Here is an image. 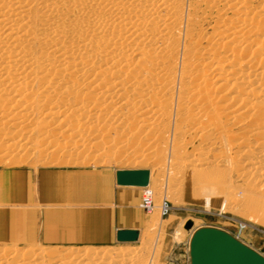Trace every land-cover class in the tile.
Wrapping results in <instances>:
<instances>
[{"label":"bare ground","instance_id":"6f19581e","mask_svg":"<svg viewBox=\"0 0 264 264\" xmlns=\"http://www.w3.org/2000/svg\"><path fill=\"white\" fill-rule=\"evenodd\" d=\"M203 7L221 17L220 26L208 42L211 46L222 43V48H233L235 52L254 44L258 47L253 38L255 34L248 30L250 24L246 18L250 12L247 13L246 4L240 0H191L190 3L187 0H0V126L34 133V98L30 100L29 96L33 92L30 81L37 79L41 86L36 93L41 101L38 126L45 136L41 137L43 140H50L59 131L62 135L68 134L64 138L71 143L70 139L74 140L71 137H83L85 131H91L88 137L75 141V153L70 151L73 153L70 158L76 156L78 148H85L86 142L88 145L94 142L101 129L107 128L108 135L117 136L115 140L119 144L123 140V132L119 130L130 127L132 143L142 137L146 140L144 147L150 152L144 157L156 160L154 150L161 147L172 162L168 170L176 178L192 177L190 187L200 189L204 196L214 191L221 193L223 198H229L233 206L230 209L235 211L245 206L243 209L247 212L254 211L256 218L264 220L263 199L256 198L264 197V66L240 62L230 56L220 59L214 56L215 51L204 53L200 57L202 63L197 59L179 62L182 41L188 37L183 27L195 26L187 10L197 12V8ZM244 39L249 41L242 42ZM35 45L40 50L38 63L32 57ZM207 67L208 70L203 69ZM225 87L226 91H237L235 95L244 92L242 96L254 100L239 98L234 106L236 96L232 94L221 103L229 94L216 96L213 90ZM245 114L253 118V130L257 132L238 141L230 133L228 123H237L238 117ZM211 138L214 147H221L215 163L210 162L209 153L200 151ZM252 138L254 143L241 149V154L246 156L244 162L240 165L234 162L233 149ZM21 141L24 140L21 138ZM21 141L0 146L3 152H8H2L4 155L0 152V159L29 146ZM45 144L49 145L48 141ZM61 145L56 143L57 148ZM123 146L119 153L126 152ZM189 147L200 152L194 155L190 152V155ZM69 148L67 151L72 150ZM56 150L55 147V155L59 152ZM164 152H160L162 157L158 154L160 158ZM40 153L48 155L43 150ZM221 166H228L237 181L231 175L217 174ZM159 171L165 170L160 167ZM151 182L150 176L147 188ZM232 186L237 187L236 193L250 191L252 196L243 193L241 199L230 190ZM98 252L69 250L62 254L48 250L42 251V255L48 258L47 264H129L132 260V252L128 250L117 251L118 254ZM43 262L34 250L0 251V264Z\"/></svg>","mask_w":264,"mask_h":264},{"label":"rangeland","instance_id":"374dc122","mask_svg":"<svg viewBox=\"0 0 264 264\" xmlns=\"http://www.w3.org/2000/svg\"><path fill=\"white\" fill-rule=\"evenodd\" d=\"M190 2L191 0H187V3ZM240 2L245 3L247 13L250 12L247 16L251 19L249 20L248 17L246 18L248 25L250 24L248 30L250 33L255 34L253 38L254 40L256 39L255 42H258L256 43L258 44V47H255L257 45L254 44V47L247 46L243 48L244 50L240 49L235 52L233 48H222V43H215V45L211 46L208 42L211 37H214V32H216L217 27L220 26L221 17H217L215 13L212 15L206 11L204 7L203 9L197 8V12L187 10V15L194 21L195 26L191 27L190 25L185 24L183 27L184 32L188 34V37L184 38L182 41V51L179 56V62L186 59H197L198 63H202L200 57L204 53H213L215 51L216 54H214V56H217V58L220 59L230 56L231 58L238 59L240 62L251 61L254 65L261 63L264 66V0H244L243 2L240 0ZM249 6L251 10L249 9ZM206 13L209 14L205 15ZM35 18L37 19V17ZM35 18L34 20L36 22L37 20ZM36 25L37 23L35 24V31L38 29V25ZM257 26H259V30L257 29ZM247 41H249V39L242 40V42ZM260 47L261 49L257 50ZM38 48V45H35L33 47L34 53H32V57L33 59L36 58V62L37 60L40 61V50H38ZM203 69L208 70V67ZM37 72L38 71L35 70L36 74ZM30 84L31 91L33 92H31V96L29 97H31L30 100L34 98L32 100L34 109L33 123L36 128L33 131L34 133L31 135L27 133L28 131L26 132V130H24V132H26L25 134L22 130H20V132L15 128L8 129L0 126V131H2L1 128L6 129L5 131L3 130L0 132V146L5 145L7 142H14L16 140L21 141V138L24 141L25 139H29L28 142L25 141L27 142L25 145L29 144V146H25L28 150L23 147L16 150L19 151V154L16 153V151L14 153L13 151L11 154L14 155H8L3 157V159H0V251L34 250L44 261L43 264H47L48 258H46L45 255H42V251L46 252L51 250L59 251V253H68L69 250H72V252H76L77 250L78 252L89 249H94L96 252L99 251L98 253L101 252L100 254H103L104 252H114L113 254H118V252H122L123 250L131 251L132 253L130 257L132 260H130L129 264H191L190 242L194 231L204 228H212L230 234L264 257V220L258 217L256 218V212H247L243 209L246 208L245 206H240V208L235 209V211L230 209L233 206L230 204L231 202H228L229 198L227 196L223 198L221 193H215V191L214 193L212 192V194L209 193L210 196L208 195V197L206 195L204 196L200 189L193 186L197 192H202H200L201 195L197 192L194 194V188L190 187L193 185L192 177L183 178L184 181L176 178L170 170H168L170 169L169 165L172 162L166 157V153L162 151L163 149L161 147H157L153 150L154 154L157 155V159H159L160 156L162 157V153L160 155V152H164L163 158H160L162 161L159 162V160L151 159L148 156L144 157L150 152H146L145 150L148 149V147H144L146 140L142 137L140 141L134 140V142H136L132 143L131 141L134 137L130 132V127L124 126L125 129H118L123 132V140L122 143L119 144V141L117 142V136L114 137L115 135L113 134L108 135L107 128L101 129V134L96 137V140L94 141L95 143L89 142L88 145L85 141V148H78L76 150V156H71L73 160L70 158V155L73 154V147L82 136L76 138L71 137L74 139H70V141H73L71 143L76 141L71 147V143L66 140L67 138H64V136L66 137L68 134L62 135L59 131L56 132V136L54 135V137L49 138L51 141L48 139L43 140L45 136L40 133L38 126L39 119L41 118V112L40 110L38 111V107L40 106L41 101L40 98L37 97V94L39 93V88L41 89V86L37 79L31 80ZM213 91L216 96L229 94L221 100V103L228 99L230 95L235 92L237 93V91H234V93L226 91V87L224 89ZM242 94H244V92L236 95L234 94L236 96V100L233 103L234 106L239 98L254 100L253 97H244ZM238 118L237 123H228L229 131L232 135H235L236 140L238 139V141H241V139L252 136L257 132L253 130L255 124L253 118L247 117V114L242 118ZM87 131H85L86 134L84 133L82 138H86L85 136L88 137L91 131ZM128 134L130 135V138ZM41 137H43V139ZM69 138L70 137H68V139ZM125 138H127V140ZM24 141H21V143L24 144ZM47 141L49 145L45 144ZM123 141H125L126 144L125 142L123 143ZM55 142L60 145L62 144L61 146H63V148L61 146H58L59 148H57ZM213 142L214 140L211 138V140L204 145L202 148L203 150L201 149L200 151L209 153L207 156L210 155L208 157L210 162L215 163V157L219 154L221 147H214V145H212ZM65 143H70L68 144L70 148H65ZM253 143L254 140L252 138L249 142H245L242 147L233 149L234 162H237L239 165L242 164L246 159V156L241 154V149L248 147ZM101 144L102 149L100 148ZM97 145H99V147ZM44 146L47 149L43 148ZM122 146L124 148L123 150L126 151L125 153L123 152V154L119 153V149ZM55 147L57 149L56 151L59 152L61 151V148L63 149V151L60 152L61 155L59 152L55 155ZM68 148H72V150L67 151ZM82 148H84V151ZM52 149L54 154L51 152ZM40 150L45 151L48 155L45 156V153L41 154ZM80 150L82 152H80ZM193 150V147H189L187 150L188 154L193 152L194 155L200 152L199 149L198 151L197 149ZM156 151L160 152L157 153ZM0 152L2 153L3 151L0 149ZM4 152H6V150ZM3 153L2 155H4ZM42 155H44V157ZM65 155H68L71 161L68 157H65ZM190 155H192V153ZM112 156H114L116 160H113ZM22 160H24V162ZM158 164L162 165L159 166ZM160 167L165 171H159ZM220 169L217 174H220V176L223 175V177L231 175L233 180L237 181L236 174L232 173V170L229 171L230 168L228 169V166H226V168L221 166ZM123 170H148L152 177L151 187L145 189H128L130 193L129 195L135 199L134 207L130 210V213L134 215V221L128 226L134 228L131 230H137L140 232L139 241L136 243H119L116 239H113L111 242H85L77 244L63 243L61 240H57V222L62 224V222L69 221L70 219L67 217L72 211L92 209L97 213H100L106 208V205L101 202L100 193L105 191V186L108 188V192L111 191L113 187L115 188L116 174L118 171ZM220 172H222V175ZM232 187L233 188L230 190L232 192L235 191L234 193H236L237 187ZM146 189L153 192L154 204L156 203L155 209L151 213L145 212L140 208L144 191ZM174 191H177V194L180 196ZM247 192L248 191H246V193ZM243 193L245 196H252V192L250 193L249 191L246 194L244 190H240V192L236 193L238 195L237 197L242 199V197H244L242 195ZM216 196L217 198H214ZM219 196L223 198V200L218 198ZM200 197H202V199ZM206 197L210 200L208 201ZM226 198L227 200H225ZM256 198L260 201H262V198V202H264V197L257 196ZM205 200H207V202ZM161 201H167L170 205V213L166 216L162 215L160 209L162 205ZM225 205L227 206L225 207ZM245 212H247V214ZM159 217L161 219H159ZM188 222H193L194 226L191 231L185 229ZM133 258L135 260H133Z\"/></svg>","mask_w":264,"mask_h":264},{"label":"water","instance_id":"95a60500","mask_svg":"<svg viewBox=\"0 0 264 264\" xmlns=\"http://www.w3.org/2000/svg\"><path fill=\"white\" fill-rule=\"evenodd\" d=\"M151 173L148 170L118 171L117 185L130 188H147ZM193 222L185 229L191 231ZM140 239L137 230H120L119 243H136ZM191 264H264V257L230 234L212 228L197 230L190 242Z\"/></svg>","mask_w":264,"mask_h":264},{"label":"crops","instance_id":"0c3cea01","mask_svg":"<svg viewBox=\"0 0 264 264\" xmlns=\"http://www.w3.org/2000/svg\"><path fill=\"white\" fill-rule=\"evenodd\" d=\"M128 189L131 188L118 186L117 181L112 192H108L105 186V191L99 193L106 208L100 213L92 209L72 211L67 217L69 221L62 224L57 222V240L77 244L111 242L113 239L117 240L118 231L134 229L128 226L134 221L130 210L135 204V199L129 195Z\"/></svg>","mask_w":264,"mask_h":264},{"label":"built area","instance_id":"2783aa9c","mask_svg":"<svg viewBox=\"0 0 264 264\" xmlns=\"http://www.w3.org/2000/svg\"><path fill=\"white\" fill-rule=\"evenodd\" d=\"M140 208L143 209L145 212H153L155 209L154 204V194L148 190L144 191V195L141 201ZM170 205L167 201H163L161 205V212L163 216H166L170 213Z\"/></svg>","mask_w":264,"mask_h":264}]
</instances>
